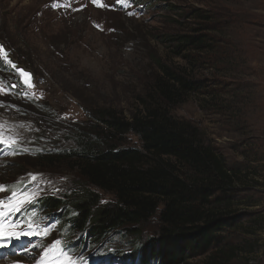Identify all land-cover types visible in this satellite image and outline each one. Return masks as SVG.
Here are the masks:
<instances>
[{"label": "rangeland", "instance_id": "374dc122", "mask_svg": "<svg viewBox=\"0 0 264 264\" xmlns=\"http://www.w3.org/2000/svg\"><path fill=\"white\" fill-rule=\"evenodd\" d=\"M140 1L123 0L121 7L109 9L107 4L118 0H99L103 6L91 0H0V42L34 75L42 105L23 93L25 104L16 109L10 86L0 79V185L22 184L35 176L32 202L44 193L60 196L75 189L81 181L69 161L39 165L38 156L29 151L77 149L73 126L89 130V110H113L128 119L140 113L158 72L155 61L186 65L156 37L191 34L200 27L209 49L186 54L192 61L189 73L202 83V91L168 109L196 126L230 171L242 180L248 176L249 182L259 181L253 188H241L235 202L237 225L221 235L222 249L234 253L232 264H264V0ZM195 11L209 20L196 19ZM3 65L0 61L5 71ZM8 80L15 83L16 73ZM116 143L119 148H142L133 133ZM90 189L103 204L113 201L111 193ZM9 196L0 192V200ZM139 229L146 242L158 233L157 221ZM124 234H112L108 245L131 255L139 245ZM208 257L191 256L186 264H206Z\"/></svg>", "mask_w": 264, "mask_h": 264}, {"label": "trees", "instance_id": "16d2710c", "mask_svg": "<svg viewBox=\"0 0 264 264\" xmlns=\"http://www.w3.org/2000/svg\"><path fill=\"white\" fill-rule=\"evenodd\" d=\"M194 13L196 19L209 20ZM192 32L156 37L186 65L155 61L158 72L140 113L128 119L113 110H89L91 128L73 126L77 149L37 153L39 165L69 161L81 181L75 189L43 200V207L62 219L64 233L88 235L102 244L125 232L136 239L134 254H143L141 264H186L191 256L202 255H209L206 264H232L234 253L222 249L221 234L237 225L235 202L241 188L260 183L230 171L196 126L170 114L168 108L202 91V83L189 73L192 61L186 52L206 51L209 45L204 29ZM131 133L140 139L141 150L116 143ZM90 186L111 193L113 201L103 204ZM152 220L158 233L145 242L139 226Z\"/></svg>", "mask_w": 264, "mask_h": 264}, {"label": "clouds", "instance_id": "9594fccd", "mask_svg": "<svg viewBox=\"0 0 264 264\" xmlns=\"http://www.w3.org/2000/svg\"><path fill=\"white\" fill-rule=\"evenodd\" d=\"M134 1L138 2V4L141 3L140 0H134ZM91 2H93V0H91ZM107 5L109 9L121 7V4L118 2L107 4ZM50 9H53V8L50 6ZM0 46H2L4 52L8 54V58L11 60V62L15 64L14 70L12 71L10 68H8L7 64L4 62L6 61L5 56L3 55V53H0V61L4 63L3 67H4V70L7 72L6 74L5 71L0 69V77L7 79L9 75H12V72L19 75L18 74L19 70H24L25 72H27L26 69L21 67L17 63V61H15L11 53L6 49L5 45H3L0 42ZM1 71L3 72L1 73ZM27 73H30L34 77V75L31 72H27ZM34 80H35V77H34ZM15 84L17 83L15 82ZM35 84H36V88L34 90L38 91V85L36 81H35ZM16 100L18 103L16 109H20L21 107L19 106V104H25V100H20L19 97L16 98ZM33 103L35 105L40 104L38 103L37 100H33ZM29 153L32 156L38 155L37 152L34 151L33 149H31ZM26 182L22 184H17L16 186L18 185L21 186L22 188H20L19 186L18 188L22 190L25 189V187H30L28 191L31 192L32 185L34 182L31 185H28ZM5 186L11 187L13 185L5 184ZM5 192L7 194H10V191H5ZM49 194H50L49 192L44 193L38 198L39 200L38 210L39 211H34V212L40 213L39 218L42 217L44 219V221L41 222L43 227L51 226V228H53L50 235L48 236L47 241L51 239H55V240L61 239L64 245H66L69 248L70 252H73L76 255V257L83 256L84 258L87 259V262H89V264H141L142 263L143 254L140 251H139V255L134 254L135 253L134 250L131 252V255H127L125 252H122L120 249H116V250L112 249L110 245H108V243L112 240L111 236H110V240L106 242L103 241L102 244H95L92 241L91 237H89L88 235H82L81 233H75L71 235L69 234V231L67 230H65V233H64L62 219L59 218L56 212L51 213L50 211H47L43 207V200L47 197L53 196ZM7 199L8 198H6V200ZM31 212L33 211H30L29 213ZM16 262L20 264H37L38 261L28 259L27 257H25V259L18 257L16 259ZM151 264H155V263L152 262Z\"/></svg>", "mask_w": 264, "mask_h": 264}, {"label": "snow or ice", "instance_id": "6c2138e0", "mask_svg": "<svg viewBox=\"0 0 264 264\" xmlns=\"http://www.w3.org/2000/svg\"><path fill=\"white\" fill-rule=\"evenodd\" d=\"M97 6H103L100 4L99 0H93ZM118 3H123V0H118ZM0 53H3L5 58L7 54L4 53L3 47L0 46ZM12 63L11 61H8ZM15 67V65H13ZM19 75L23 79V83L32 87L31 84V74L25 72L24 70H19ZM16 87V85H12ZM0 91H3L0 88ZM3 125H0V143L3 141ZM15 140H10L8 143H15ZM12 154H16L18 150H11ZM35 179V176L32 177ZM10 191V196L7 200H0V248H4L6 245L10 244L13 239L20 240L24 236H36L43 233L45 236L52 230L51 226H45L40 228L35 224L34 217L36 213L31 212L26 217L28 222V227L26 229H21V231H11V228L20 227L12 217L17 213H22L28 211L26 205L32 202L33 193L27 191V189H19L18 186L13 185L11 187L0 185V192ZM39 264H88L87 259L83 256L76 257L69 248L64 245L60 239H56L54 243L49 247L45 253L44 257L39 261Z\"/></svg>", "mask_w": 264, "mask_h": 264}]
</instances>
